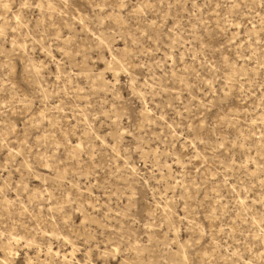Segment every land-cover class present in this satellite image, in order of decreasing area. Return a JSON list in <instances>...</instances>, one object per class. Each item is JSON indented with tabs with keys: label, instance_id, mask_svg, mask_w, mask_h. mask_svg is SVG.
Instances as JSON below:
<instances>
[{
	"label": "rangeland",
	"instance_id": "obj_1",
	"mask_svg": "<svg viewBox=\"0 0 264 264\" xmlns=\"http://www.w3.org/2000/svg\"><path fill=\"white\" fill-rule=\"evenodd\" d=\"M0 264H264V0H0Z\"/></svg>",
	"mask_w": 264,
	"mask_h": 264
}]
</instances>
